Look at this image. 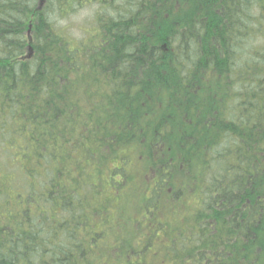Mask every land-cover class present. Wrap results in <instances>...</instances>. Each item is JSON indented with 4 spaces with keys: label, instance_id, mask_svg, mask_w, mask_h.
<instances>
[{
    "label": "trees",
    "instance_id": "16d2710c",
    "mask_svg": "<svg viewBox=\"0 0 264 264\" xmlns=\"http://www.w3.org/2000/svg\"><path fill=\"white\" fill-rule=\"evenodd\" d=\"M156 235L264 264V0H0V264H146Z\"/></svg>",
    "mask_w": 264,
    "mask_h": 264
},
{
    "label": "rangeland",
    "instance_id": "374dc122",
    "mask_svg": "<svg viewBox=\"0 0 264 264\" xmlns=\"http://www.w3.org/2000/svg\"><path fill=\"white\" fill-rule=\"evenodd\" d=\"M90 18V12L89 10H85L82 12L81 16L78 18H75L72 21V26L74 28H81L83 25H87L85 21ZM157 236V235H156ZM160 236H157L153 243L152 248L150 249V254L148 255V258L146 260V264H167L165 261L162 260V250L164 245L161 243ZM154 256L156 260H153L149 256Z\"/></svg>",
    "mask_w": 264,
    "mask_h": 264
}]
</instances>
